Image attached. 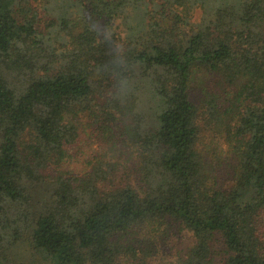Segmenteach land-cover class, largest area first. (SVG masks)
<instances>
[{
    "label": "trees",
    "instance_id": "16d2710c",
    "mask_svg": "<svg viewBox=\"0 0 264 264\" xmlns=\"http://www.w3.org/2000/svg\"><path fill=\"white\" fill-rule=\"evenodd\" d=\"M186 234L171 264H264V0H0V264Z\"/></svg>",
    "mask_w": 264,
    "mask_h": 264
},
{
    "label": "rangeland",
    "instance_id": "374dc122",
    "mask_svg": "<svg viewBox=\"0 0 264 264\" xmlns=\"http://www.w3.org/2000/svg\"><path fill=\"white\" fill-rule=\"evenodd\" d=\"M200 77L198 76L197 79L194 80V84H198V80ZM106 141H103L100 137H96L94 134L92 135V131L88 129V133L83 135V137L78 140V142L73 146L72 154L75 159H83V157L91 153L98 152L100 148L104 145ZM105 151L104 148H102ZM96 150V151H95ZM78 162H82L83 160ZM80 166H83L84 163H78ZM126 177V176H124ZM176 240V239H175ZM192 239L191 236L186 234L183 237L177 238L175 244L178 248L173 249L171 254L166 255L164 260H162V264H171L175 260L178 259V255L181 253V250L187 249L191 245Z\"/></svg>",
    "mask_w": 264,
    "mask_h": 264
},
{
    "label": "clouds",
    "instance_id": "9594fccd",
    "mask_svg": "<svg viewBox=\"0 0 264 264\" xmlns=\"http://www.w3.org/2000/svg\"><path fill=\"white\" fill-rule=\"evenodd\" d=\"M125 82H126V80H121V81L119 82V87L121 88L122 85H123Z\"/></svg>",
    "mask_w": 264,
    "mask_h": 264
}]
</instances>
